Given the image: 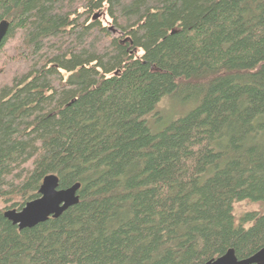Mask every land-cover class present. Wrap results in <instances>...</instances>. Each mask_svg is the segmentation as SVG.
I'll return each instance as SVG.
<instances>
[{
    "label": "trees",
    "instance_id": "16d2710c",
    "mask_svg": "<svg viewBox=\"0 0 264 264\" xmlns=\"http://www.w3.org/2000/svg\"><path fill=\"white\" fill-rule=\"evenodd\" d=\"M2 20L0 264H202L264 247V0H0ZM169 94L193 105L152 131ZM50 173L80 182L78 202L19 229L4 209ZM240 200L263 209L235 217Z\"/></svg>",
    "mask_w": 264,
    "mask_h": 264
},
{
    "label": "water",
    "instance_id": "95a60500",
    "mask_svg": "<svg viewBox=\"0 0 264 264\" xmlns=\"http://www.w3.org/2000/svg\"><path fill=\"white\" fill-rule=\"evenodd\" d=\"M95 13L93 18H97ZM8 22L0 21V44L6 34ZM58 176L50 173L43 177L39 185V195L25 202L20 208H7L3 215L19 229L34 226L45 221L49 217H57L68 207L76 204L79 200L77 193L80 182H75L66 187H60ZM202 264H264V247L258 249L252 255L238 259L233 248L227 249L223 254L211 258Z\"/></svg>",
    "mask_w": 264,
    "mask_h": 264
},
{
    "label": "rangeland",
    "instance_id": "374dc122",
    "mask_svg": "<svg viewBox=\"0 0 264 264\" xmlns=\"http://www.w3.org/2000/svg\"><path fill=\"white\" fill-rule=\"evenodd\" d=\"M98 12L99 11H95L94 14ZM94 14L92 16H94ZM98 17L103 24L109 26V30H112L113 34L117 33L116 29L110 24V19L106 12L98 15ZM192 105L191 102L185 103L177 94L166 95L156 104L154 110L146 116V122L152 131L160 130L171 120L182 115ZM5 206L6 204L0 201V208ZM262 209L263 204L258 201L240 200L233 204V213L235 217L240 216L246 211H261Z\"/></svg>",
    "mask_w": 264,
    "mask_h": 264
}]
</instances>
